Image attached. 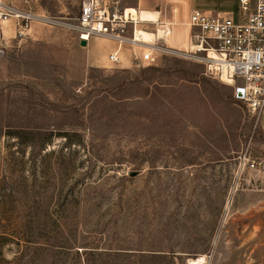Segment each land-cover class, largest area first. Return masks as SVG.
<instances>
[{"label":"rangeland","instance_id":"rangeland-1","mask_svg":"<svg viewBox=\"0 0 264 264\" xmlns=\"http://www.w3.org/2000/svg\"><path fill=\"white\" fill-rule=\"evenodd\" d=\"M114 1L167 21L238 14V0ZM78 14L79 0H0V264H264V115L182 52L184 29L156 65L114 66L111 40L79 46Z\"/></svg>","mask_w":264,"mask_h":264},{"label":"built area","instance_id":"built-area-1","mask_svg":"<svg viewBox=\"0 0 264 264\" xmlns=\"http://www.w3.org/2000/svg\"><path fill=\"white\" fill-rule=\"evenodd\" d=\"M125 10L114 0H79L75 24L77 40L88 43L91 38L103 37L115 42L117 49L107 55L114 66L123 64L120 50L128 45L131 50L128 64L143 67L156 65L159 55L176 51L172 47L178 42H171L173 34L171 36L169 31L173 33L174 27L187 30L186 48L182 52L189 54L188 49L193 50L204 65L205 73L231 85L233 97L242 102L253 117L259 120L264 115V0H238L237 16L190 9L182 21H167L165 8L155 9V22L126 18ZM176 12V9L172 11L173 16ZM17 16L22 18L21 24L17 22L20 35V29L28 28L30 17ZM140 25V29L155 34L159 25L166 33L151 43H144L136 38L135 32ZM168 40L174 45H167Z\"/></svg>","mask_w":264,"mask_h":264},{"label":"bare ground","instance_id":"bare-ground-1","mask_svg":"<svg viewBox=\"0 0 264 264\" xmlns=\"http://www.w3.org/2000/svg\"><path fill=\"white\" fill-rule=\"evenodd\" d=\"M125 16L126 18H132L133 20H140V21H152L155 22L157 20V11L156 10H147V9H141L139 8L138 10L134 7H125ZM136 38L141 39L144 41V43H151L154 41V39L158 36V37H162L163 35H165L166 33V29H163L162 27H158L157 29V33H153L150 31H145L142 29L137 28L136 29ZM170 34L171 31H169ZM171 38V37H170ZM181 40L183 41H187V30L182 31V35H181ZM180 40V41H181ZM189 261V264H203V258L199 257V258H195V259H190L187 260Z\"/></svg>","mask_w":264,"mask_h":264},{"label":"crops","instance_id":"crops-1","mask_svg":"<svg viewBox=\"0 0 264 264\" xmlns=\"http://www.w3.org/2000/svg\"><path fill=\"white\" fill-rule=\"evenodd\" d=\"M123 47H124V45L121 47V50H122ZM116 49H117L116 43L113 42V41H111V43H110V45L108 47V50H109L108 53H111V52L115 51ZM121 50H120V56L123 59V63H124V61H126L128 63V58L130 57L131 50L129 49L130 50V53H129L128 57L127 56H124L123 53H121Z\"/></svg>","mask_w":264,"mask_h":264},{"label":"water","instance_id":"water-1","mask_svg":"<svg viewBox=\"0 0 264 264\" xmlns=\"http://www.w3.org/2000/svg\"><path fill=\"white\" fill-rule=\"evenodd\" d=\"M78 43H79V46H81V47H86L87 46V42L85 40H83V39H79ZM136 174H137V172H130L129 176L133 177Z\"/></svg>","mask_w":264,"mask_h":264},{"label":"trees","instance_id":"trees-1","mask_svg":"<svg viewBox=\"0 0 264 264\" xmlns=\"http://www.w3.org/2000/svg\"><path fill=\"white\" fill-rule=\"evenodd\" d=\"M234 98V97H233ZM235 99V98H234ZM236 100V99H235ZM236 101H238V100H236ZM238 102H240V101H238ZM242 103V102H241Z\"/></svg>","mask_w":264,"mask_h":264}]
</instances>
